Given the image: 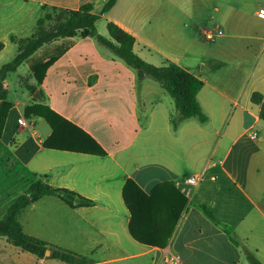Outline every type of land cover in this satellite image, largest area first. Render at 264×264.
<instances>
[{"label": "crops", "instance_id": "crops-1", "mask_svg": "<svg viewBox=\"0 0 264 264\" xmlns=\"http://www.w3.org/2000/svg\"><path fill=\"white\" fill-rule=\"evenodd\" d=\"M106 1L0 0V66L17 52L11 36H30L43 5L77 9L90 2L102 35L111 21L135 38L133 49L145 61L173 62L202 80L197 100L207 119L174 128L169 94L150 79L139 81L90 36L42 45L3 81L12 106L0 136V218L37 179L91 202L76 196L70 206L45 195L29 204L18 216L22 230L51 246L41 257L0 236V264H71L52 255L55 246L84 256L81 264H163L165 252L184 264H250L246 250L264 264L255 241L264 239V119L251 100L253 92L264 95V19L257 16L264 0H116L101 13ZM204 56L213 60L211 72L199 66ZM51 58L37 86L32 68ZM35 102L81 128L105 154L45 147L51 127L24 114ZM14 160L25 169V185L10 199L11 176L19 175L10 168ZM193 174L201 179L187 195L185 178ZM128 178L146 193L169 182L185 197L164 246L130 235L122 198Z\"/></svg>", "mask_w": 264, "mask_h": 264}, {"label": "trees", "instance_id": "trees-1", "mask_svg": "<svg viewBox=\"0 0 264 264\" xmlns=\"http://www.w3.org/2000/svg\"><path fill=\"white\" fill-rule=\"evenodd\" d=\"M115 1L107 0L101 8V13L110 9ZM41 10L42 14L37 18L35 30L30 36L19 38L11 36V40L17 44V52L10 61L0 66V136L12 106V102L8 100L7 89L3 85L6 74L42 45L58 38L73 36L92 37L98 46L132 68L139 81L150 79L158 83L173 100L177 113L171 118L174 128L185 119L193 117L199 121L207 119L197 100V93L203 86V81L176 63L154 65L145 61L133 49L135 38L111 21L106 23L107 35L99 33L97 22L100 16L93 12L92 3H83L77 9L43 5ZM3 47L4 43L0 40V50ZM52 62L51 58L33 66L32 75L37 86L42 83L46 69ZM251 100L260 104L259 115L264 119V95L253 92ZM24 114L43 117L51 127L50 136L43 142L45 147L95 155L105 154L93 138L46 104L35 102L27 105ZM45 195L59 196L70 206L74 205L73 199L76 196L81 204L88 205L91 202L73 191L53 188L40 179L35 180L25 193L15 198L0 219V236H5L7 241L22 250L41 257L51 245L26 234L19 224L18 216L25 207ZM122 198L130 214L128 223L130 235L140 243L160 247L167 243L174 231L186 202L185 197L169 182L157 184L146 193L131 178L123 185ZM52 255L71 264H81L85 260L84 256L57 246L53 248ZM245 256L250 264H262L249 250L245 251Z\"/></svg>", "mask_w": 264, "mask_h": 264}, {"label": "rangeland", "instance_id": "rangeland-1", "mask_svg": "<svg viewBox=\"0 0 264 264\" xmlns=\"http://www.w3.org/2000/svg\"><path fill=\"white\" fill-rule=\"evenodd\" d=\"M42 14V13H41ZM187 22H191L189 19H185ZM99 29H98V31L100 32V33H105V28H104V26H103V23L102 22H100L99 23ZM207 38V37H206ZM207 39H209V38H207ZM204 42V44H210L209 43V41H207V40H205V41H203ZM204 49V48H203ZM205 54H210L209 53V51H208V49H207V51L205 52ZM205 66V71H206V73H208V72H211V70H212V67H213V60H212V58L211 57H208V56H204V58L201 60V63L199 64V66L201 67V66ZM169 96V95H168ZM9 98H11V97H9ZM171 98V97H170ZM10 124V123H9ZM9 126H7V128H8ZM1 148V147H0ZM1 150V149H0ZM13 162H15V164L12 166V165H10L11 167L10 168H12V169H14L15 171H16V173H18L19 175H17V174H15V175H12L11 176V178H14V181H13V183H12V185H11V194H10V199L13 197L12 195H14L15 193H17V190L18 189H21L24 185H25V183L23 182V180H22V176H24V170L25 169H23L18 163H17V161H13ZM23 173V174H22ZM12 182V181H11ZM3 200H6V198H4ZM0 217H1V213H0ZM1 219V218H0ZM257 240L259 241V253L257 254V257L260 259V260H264V239L263 240H261V238L259 239H255V241L257 242Z\"/></svg>", "mask_w": 264, "mask_h": 264}, {"label": "built area", "instance_id": "built-area-1", "mask_svg": "<svg viewBox=\"0 0 264 264\" xmlns=\"http://www.w3.org/2000/svg\"><path fill=\"white\" fill-rule=\"evenodd\" d=\"M257 16L264 19V7L258 8ZM218 32H222V30L218 29ZM206 37L211 39L213 38V34L207 33ZM25 123H26L25 119L20 120L21 125H25ZM255 136H256V133H253L252 137L254 138ZM200 179H201V174H193V175L187 176L185 178V182L188 184V186L183 188V192L189 195L191 192V187L195 186ZM161 262L163 264H184L179 258V256L172 252H165L161 258Z\"/></svg>", "mask_w": 264, "mask_h": 264}, {"label": "water", "instance_id": "water-1", "mask_svg": "<svg viewBox=\"0 0 264 264\" xmlns=\"http://www.w3.org/2000/svg\"><path fill=\"white\" fill-rule=\"evenodd\" d=\"M51 252V250H49ZM46 253V252H45Z\"/></svg>", "mask_w": 264, "mask_h": 264}]
</instances>
